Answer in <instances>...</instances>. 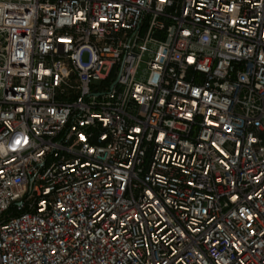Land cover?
<instances>
[{
  "label": "built area",
  "instance_id": "1",
  "mask_svg": "<svg viewBox=\"0 0 264 264\" xmlns=\"http://www.w3.org/2000/svg\"><path fill=\"white\" fill-rule=\"evenodd\" d=\"M0 264H264V0H0Z\"/></svg>",
  "mask_w": 264,
  "mask_h": 264
},
{
  "label": "snow or ice",
  "instance_id": "2",
  "mask_svg": "<svg viewBox=\"0 0 264 264\" xmlns=\"http://www.w3.org/2000/svg\"><path fill=\"white\" fill-rule=\"evenodd\" d=\"M17 143H19V141Z\"/></svg>",
  "mask_w": 264,
  "mask_h": 264
}]
</instances>
